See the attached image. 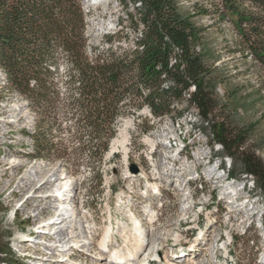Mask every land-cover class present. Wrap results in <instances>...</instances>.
I'll return each mask as SVG.
<instances>
[{
  "label": "rangeland",
  "instance_id": "1",
  "mask_svg": "<svg viewBox=\"0 0 264 264\" xmlns=\"http://www.w3.org/2000/svg\"><path fill=\"white\" fill-rule=\"evenodd\" d=\"M178 2L183 15L200 7L209 9L208 14L199 10L193 17L203 33L195 50L207 65L215 67V84L208 89L216 109L204 117L184 99L177 104L182 115L174 112L173 117H155L147 105L135 114H124L119 118L116 136L127 126V157L123 147L112 149L113 139L100 161L91 157L89 146L79 156L73 154L66 160L29 157L33 141L28 133L33 131L36 118L24 99L11 94L0 69V264H58L59 255L50 252L52 235L68 248L73 244L65 251L68 259L64 263L95 264L99 252L107 254L98 245L111 222L117 224V231L130 228L137 216L151 232V239L158 240L161 257L178 264H190L192 259L203 263L215 249L221 258L213 264H264V190L247 173L242 161L232 158L214 140L215 123L224 121L228 127L246 133L243 148L264 163V91L259 93L260 88L264 89V71L230 51L234 49L236 31L231 20L219 19L220 0ZM82 5L92 44H97L102 34L119 29L116 43L124 47L135 44L142 25H134L127 13L138 16L141 10L129 0H82ZM66 69L67 63L62 62L63 76ZM238 88L236 95L228 96L227 89L232 94ZM193 91L190 89L185 96L188 98V92ZM64 117L67 130L54 141H63L75 153L83 143L69 140L74 118L68 112ZM147 137L154 146L145 141ZM222 162L228 179L210 178L212 171L216 173L213 164ZM74 163L79 164L77 172H72ZM132 163L139 171L129 176ZM97 165L101 169L98 175L92 169ZM46 180L49 182L38 187ZM150 184L158 185L157 189ZM67 185L72 187L70 193L64 187ZM59 188L65 192L61 202L74 201L75 207L68 214L76 218L63 220L61 226L60 219L53 226H42L55 218L60 199L54 200V195ZM34 192L36 195L30 199ZM36 205L40 208L35 209ZM48 205L50 208H45ZM63 225L64 230H59ZM86 226L96 228L84 231ZM39 228L49 233L41 230L43 234H37L42 236H28ZM90 240L93 243L86 242ZM125 240L122 235L109 239L116 250L126 249ZM26 253L28 256L23 257ZM35 255L45 258L35 260ZM105 261L121 264L109 258Z\"/></svg>",
  "mask_w": 264,
  "mask_h": 264
},
{
  "label": "trees",
  "instance_id": "2",
  "mask_svg": "<svg viewBox=\"0 0 264 264\" xmlns=\"http://www.w3.org/2000/svg\"><path fill=\"white\" fill-rule=\"evenodd\" d=\"M129 1L141 11L127 16L142 29L135 44L124 47L114 41L121 29L90 42L82 0H0V69L11 94L24 99L36 118L28 133L33 141L29 157L66 160L89 146L91 157L100 161L117 134L119 118L144 105L159 118L182 115L177 104L184 99L204 117L215 111L208 89L215 84V67L195 50L203 33L193 21L199 10L208 14L209 9L183 15L178 0ZM217 9L219 19L231 20L236 31L230 51L264 71V0H220ZM62 62L67 63L64 76ZM192 85L195 90L187 98ZM239 90L231 94L227 89V94L233 97ZM66 112L74 118L69 140L83 143L75 153L54 141L67 130ZM214 128V140L239 158L264 190V163L243 148L246 133L224 121ZM79 168L74 163L72 172ZM92 169L96 175L101 171L98 165Z\"/></svg>",
  "mask_w": 264,
  "mask_h": 264
},
{
  "label": "bare ground",
  "instance_id": "3",
  "mask_svg": "<svg viewBox=\"0 0 264 264\" xmlns=\"http://www.w3.org/2000/svg\"><path fill=\"white\" fill-rule=\"evenodd\" d=\"M190 89L195 90V87L191 86ZM128 136H129V132H127V126L126 127L124 126V128L121 129L119 135L116 136L115 138H113V141L111 142L112 143V149L123 147L126 157L128 156V148H127V142L129 139ZM145 141L147 143H150L151 146H154V141L150 137H147L145 139ZM128 173H129V176L133 175V174H131L132 171L128 172ZM211 173L213 176L216 174L214 171H212ZM211 178H214V177H211ZM47 181L49 182V180H46V181L42 182L38 187H42ZM157 186L150 184V187L152 189H157ZM158 189H159V187H158ZM62 190H63L62 188H59L55 192L56 195H54L55 196L54 200H59L58 197L60 195H65V192L63 193ZM68 190H69L68 192L70 193V191L72 190V187H71V189H68ZM234 191L236 192L237 189H234ZM57 193H59V194H57ZM230 193H231V191H230ZM34 194H35V192L31 194L30 199L32 197H34ZM70 196H71V194H69L67 197H70ZM72 196H75V195H72ZM63 198H65V196L61 197V199H63ZM61 199H60V205L55 206V210H56L55 211L56 212L55 218L53 220L46 222V223H43L42 226H44V225L49 226V224H50V226L51 225L53 226V225H55L56 219L57 220L60 219V221L58 222L59 226H61L63 220H65L67 218H70L71 219L70 221L75 220V218H76L75 216L73 217L71 214H68L69 209H72V207H75L74 201H72V200L68 201V203H70V204H67L66 203L67 201L61 202ZM39 206L40 205H36L35 209H39L40 208ZM45 208H50V206L48 205ZM150 214H153V213L150 212ZM111 216H112V214H111ZM134 216H137V215H134ZM134 216H132V218ZM53 217H54V215H53ZM81 217L84 219V216L81 215ZM137 217L133 218V220H132L133 225L130 228L129 227H122L121 230L118 229L117 231H116V229L118 228L117 224L113 225V223L111 222V224L106 228V230H105L106 232L104 233V235H103V237L100 240V243L98 245V247H101L104 251L107 252L109 257L107 256V254L105 255V254L99 252V254L96 255V257H98V258H95V264H106L105 260L108 258H109V260L111 259L115 263H121V264H163V263L164 264H178V262L176 260H172V259L169 260L165 256L161 257V255L159 254V252H161V249H160L161 247L159 246L158 240H155L153 238L151 239V232H149L146 228H144L142 226L141 219H139ZM153 218H154V215H153ZM153 218H151V220ZM149 220H150V217H149ZM151 223H153V220L151 221ZM64 227H66V226L63 225L61 227V229H59L60 227L58 229L63 231ZM90 228L95 229L96 226H92V227L86 226L84 228V231H88V229H90ZM58 229H56V230H58ZM41 230L47 231L48 229L46 230V229L39 228L37 230L36 234L35 233L33 234V232H31L28 236L30 238L34 239L35 235L43 234V233H41L42 232ZM47 232L49 233V231H47ZM51 235H52V233H51ZM118 235H122L125 237V239H126L125 241L128 244L127 245L128 248L126 247V249H123V248L118 247V249L116 250L117 247H113V246L111 247V245H110L111 243H110L109 239L112 238L113 236H118ZM38 236H42V235H38ZM59 241L57 238H54V236L52 235V242H51L52 244H50V246H52V248L50 247L52 250L50 252H52L51 254H53V256L59 255V256H57V257H59L58 258L59 259L58 264H68V263H64L65 261L67 262V259H68L67 252H65V251H67V249L69 251L71 248H73V244H71V246L68 248V246L62 245ZM86 242L87 243H93L92 240L86 241ZM86 242H84V243H86ZM20 246L22 247L23 245H20ZM225 248L227 249L226 246H225ZM63 252H64V254H63ZM27 254L28 253L23 254V257L28 256ZM86 256H89V255H86ZM40 257L42 258L43 256L35 255L34 259L36 260ZM43 258H45V257H43ZM49 258H50V256L47 255L48 260H49ZM220 258H221V253L219 251H217V249H215L214 252H212L210 254L209 259H205V262H203V263L204 264H213L214 261H219ZM198 261H199V259H196V260L192 259V260H189V263L190 264H196V263L200 264L201 259L199 261L200 263ZM263 261H264V259H263ZM263 261H262V263H263ZM203 263H201V264H203Z\"/></svg>",
  "mask_w": 264,
  "mask_h": 264
},
{
  "label": "water",
  "instance_id": "4",
  "mask_svg": "<svg viewBox=\"0 0 264 264\" xmlns=\"http://www.w3.org/2000/svg\"><path fill=\"white\" fill-rule=\"evenodd\" d=\"M130 170L133 173H137L139 171V167L135 163H132L131 166H130Z\"/></svg>",
  "mask_w": 264,
  "mask_h": 264
},
{
  "label": "built area",
  "instance_id": "5",
  "mask_svg": "<svg viewBox=\"0 0 264 264\" xmlns=\"http://www.w3.org/2000/svg\"><path fill=\"white\" fill-rule=\"evenodd\" d=\"M179 52H180V49H179ZM191 92H188V95L190 96ZM164 257V256H163ZM164 259V258H163Z\"/></svg>",
  "mask_w": 264,
  "mask_h": 264
}]
</instances>
